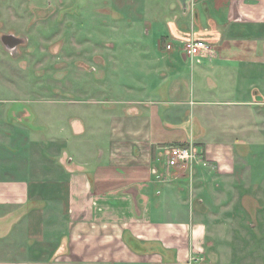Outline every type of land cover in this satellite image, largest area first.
Segmentation results:
<instances>
[{"label":"crops","instance_id":"0c3cea01","mask_svg":"<svg viewBox=\"0 0 264 264\" xmlns=\"http://www.w3.org/2000/svg\"><path fill=\"white\" fill-rule=\"evenodd\" d=\"M150 3L137 80L108 77L106 106L91 105L88 119L72 101L70 135L87 141L54 144L52 174L16 166L30 152L18 145L29 113L0 109V264H242L236 171L242 132L264 130V0ZM187 37L211 51L187 57ZM188 144L198 159L168 167V148Z\"/></svg>","mask_w":264,"mask_h":264},{"label":"rangeland","instance_id":"374dc122","mask_svg":"<svg viewBox=\"0 0 264 264\" xmlns=\"http://www.w3.org/2000/svg\"><path fill=\"white\" fill-rule=\"evenodd\" d=\"M151 1L0 0V109L29 113L23 118L28 136L18 145L26 141L30 152L25 161L14 162L17 167L52 174L54 160L63 150L49 152L54 144L61 146L69 136L66 142L85 146L86 134L70 135V114L76 111L72 101L80 100V113L88 119L91 105L106 106L108 96L103 92L108 77L110 83H116L118 73L125 84L137 80L139 50L152 42L141 30L150 19ZM169 42L180 44L174 40L165 44ZM93 98L96 104L88 102ZM242 137L248 146L237 163L236 183L244 194L237 197L242 211L235 223L234 253L242 264H260L264 263V191L249 192L264 190V130L254 126ZM91 138L96 146L98 140L105 143L107 134L93 133ZM36 145H44L41 152Z\"/></svg>","mask_w":264,"mask_h":264},{"label":"built area","instance_id":"2783aa9c","mask_svg":"<svg viewBox=\"0 0 264 264\" xmlns=\"http://www.w3.org/2000/svg\"><path fill=\"white\" fill-rule=\"evenodd\" d=\"M165 47L169 49L172 44L169 42ZM180 49L187 57L192 58L202 52H210L212 45L203 38L187 37L181 42ZM198 157V151L192 144L172 146L168 148L165 163L168 167L185 168L191 166Z\"/></svg>","mask_w":264,"mask_h":264},{"label":"flooded vegetation","instance_id":"af4514ba","mask_svg":"<svg viewBox=\"0 0 264 264\" xmlns=\"http://www.w3.org/2000/svg\"><path fill=\"white\" fill-rule=\"evenodd\" d=\"M14 42V41H13Z\"/></svg>","mask_w":264,"mask_h":264}]
</instances>
